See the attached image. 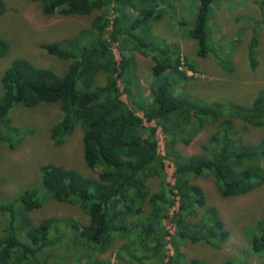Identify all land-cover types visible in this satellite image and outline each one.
Instances as JSON below:
<instances>
[{
	"label": "trees",
	"instance_id": "trees-1",
	"mask_svg": "<svg viewBox=\"0 0 264 264\" xmlns=\"http://www.w3.org/2000/svg\"><path fill=\"white\" fill-rule=\"evenodd\" d=\"M30 1L41 2L47 15L100 13L94 16L91 29L42 45L48 54L70 62L63 74L26 58H15L5 68L0 142L11 146L10 134L19 132L9 115L15 104L59 103L62 116L51 127V141L62 144L80 125L84 161L98 174L90 177L59 164H43L37 189L22 192L16 206L15 201L0 199V216L5 219L0 230V264H118L102 256L117 239L121 240L119 264H209L198 258L182 260L175 242L186 239L219 248L229 237L216 207L206 204L202 187L193 181L212 175L222 197L244 195L264 183V136L247 142L244 130L236 126L264 127V89L247 106L229 99L180 96L177 87L189 75L181 68L178 45L157 39L150 30L166 0ZM198 1L189 34L196 41L197 54L205 56L213 0ZM3 10L0 0V13ZM120 36L151 56L149 102L137 103L131 88L135 56H115L112 46L118 45ZM7 50L0 39V58ZM251 64L254 68L253 58ZM186 65L194 70L189 62ZM100 74L105 75L102 84L97 82ZM210 124L217 127L200 153L187 155L177 148L178 142L188 144ZM166 161L171 165L172 183L165 173ZM154 176L161 181L152 191ZM48 199L78 204L88 221L49 217L34 224L29 212ZM170 215L173 234L163 223ZM168 242L173 253L166 247ZM252 249L264 255V218L258 222Z\"/></svg>",
	"mask_w": 264,
	"mask_h": 264
},
{
	"label": "rangeland",
	"instance_id": "rangeland-1",
	"mask_svg": "<svg viewBox=\"0 0 264 264\" xmlns=\"http://www.w3.org/2000/svg\"><path fill=\"white\" fill-rule=\"evenodd\" d=\"M2 2L4 10L0 13V39L8 50L0 58V87L3 71L15 58H26L37 66L51 68L63 74L70 62L48 54L42 45L91 29L94 16L100 13L95 10L89 15H47L43 13L39 1ZM163 2L159 8L160 16L153 19L150 30L157 39L178 45L183 57L181 68L189 75L177 87L178 94L189 100L229 99L249 105L256 94L264 89V0H213L206 24L209 53L205 56L197 54L196 41L189 34L196 22L199 1ZM107 14L111 16L109 9ZM132 46L133 43L125 36H120L118 45L115 43L112 48L116 57L120 53L135 56L137 65L135 75L131 72V88L137 103H146L151 97L152 59L148 51L141 52ZM186 61L194 70L186 65ZM104 76L100 74L97 82L102 84ZM9 115L11 125L17 127L19 132L10 134L13 139L11 146L0 142V199L15 201L16 206L22 192L38 188L41 180L40 166L47 163L62 165L85 176H97L98 170L91 169L84 161L83 131L80 125L76 126L62 144L51 141V127L62 116L59 103L40 102L33 107L17 103ZM236 126L244 130V140L247 142L257 141L264 136V127L255 128L241 123H236ZM216 127V124L205 126L188 144L178 142L177 148L187 155L200 153L202 145ZM165 173L172 183L171 165L168 161ZM160 181L157 176L150 178L152 191L159 188ZM193 182L202 187L206 204L216 207L229 230V237L219 248H212L204 242L191 243L186 239H175L182 253L181 259L198 258L209 264H225L228 260L235 264L263 262L264 255L252 249V239L259 220L264 218V183L244 195L222 197L212 175L197 177ZM40 198H44L43 193ZM29 215L34 224L49 217H66L80 223H86L89 219L78 204L54 199L44 201L39 208L30 211ZM170 221L171 215L163 223L169 233L173 234L174 226H171ZM194 221L196 220L191 217V222ZM4 225L5 219L0 216V230ZM58 237L61 238L60 231ZM171 237L172 235L167 237L168 241ZM120 243L121 240L117 239L102 256L113 263H121L118 257ZM171 246L170 242L166 244L169 252L173 253Z\"/></svg>",
	"mask_w": 264,
	"mask_h": 264
}]
</instances>
